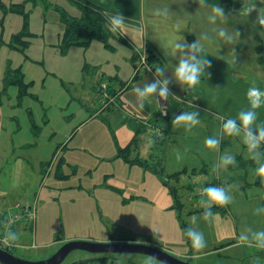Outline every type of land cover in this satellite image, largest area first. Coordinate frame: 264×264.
Returning a JSON list of instances; mask_svg holds the SVG:
<instances>
[{
  "label": "crops",
  "instance_id": "1",
  "mask_svg": "<svg viewBox=\"0 0 264 264\" xmlns=\"http://www.w3.org/2000/svg\"><path fill=\"white\" fill-rule=\"evenodd\" d=\"M26 1L14 3L25 2L26 6ZM66 1L70 7L63 8L78 15L73 0ZM87 1L107 16L121 12L125 17L123 26L118 28L122 39L113 35L109 46L93 40L87 47L72 45L62 53L59 40L63 27L57 22L59 17L48 18L57 19L51 34L45 23L32 27L29 16V43L22 51L11 48L21 54V60L11 61L3 73L4 76L7 67L18 68L27 85L21 96L17 85H8L2 97H7L13 108L23 109L28 117L24 126L10 123L7 135L2 123L16 119V111L8 116L2 107L5 102L0 105V148L4 133L8 138L5 153L8 148V157L17 163L14 170L33 176L32 181L26 180L29 192L20 188L14 193L0 185V213L11 211L18 203L35 211L33 222L12 225L10 232L16 233V247L25 249L21 254H28V259L37 260L46 258L68 240L90 238L153 244L198 264H264V248L239 240V234L247 227L264 229V212L254 211L264 206V176L255 172L259 163L250 156L242 137L227 134L222 128L225 119L237 117L240 110L249 107L246 91L250 86L264 88V66L254 53L258 14L264 13V0ZM253 3L256 7L247 12ZM216 4L224 9L225 16L212 23L207 17ZM5 7L8 9V5ZM8 13H4L7 22ZM11 16L21 19L14 29L17 33L22 29L23 17ZM218 27H226L233 39L220 37ZM205 32L210 39H202ZM46 34L50 35L47 40ZM3 36L2 33L0 46L8 50V36L6 40ZM175 36L187 45L200 40L203 49L199 54L211 60L200 81L190 88L177 82L173 72L181 51L192 49L176 50L172 55L168 42ZM136 52L140 55L138 62L134 61ZM75 54L82 63L71 62L70 57ZM142 55L148 57L151 70L141 64ZM157 67L164 68L162 75L156 72ZM164 77H168L170 93L162 113L158 95L154 93V99L150 96L141 102L134 88ZM104 81L109 86L106 95L98 89ZM89 86L93 87L95 100L91 97L89 101H77L89 92ZM52 106L60 121L50 126ZM178 110L196 111L199 123L192 128L172 124ZM255 111L253 127L264 124V104ZM163 118L168 119L165 125ZM28 133L35 140L28 146L36 145L31 156L30 149L18 151L17 141L26 139ZM209 136H218L219 145L207 146L204 141ZM258 151L264 161V141ZM225 152L235 157L227 166L221 161ZM1 174L2 165L0 177ZM9 174L8 171V177ZM103 175L108 177L100 181ZM171 181L175 185L186 184V188L181 190ZM133 182L138 189L130 187ZM193 182L198 184V191L192 190ZM209 185L223 187L231 199L225 204L213 203L211 215L205 217L202 186ZM100 186L101 192L96 193L95 188ZM95 215L102 222L114 224L116 231L111 233L109 229L107 235L102 234L103 230L94 233L96 236L85 234L90 231L85 227L87 218ZM193 216L206 241L201 249H196L185 235ZM64 223L70 228L80 226L84 233L65 225L70 230L68 234ZM123 231L133 235L125 237ZM212 255L214 259L200 262Z\"/></svg>",
  "mask_w": 264,
  "mask_h": 264
},
{
  "label": "clouds",
  "instance_id": "2",
  "mask_svg": "<svg viewBox=\"0 0 264 264\" xmlns=\"http://www.w3.org/2000/svg\"><path fill=\"white\" fill-rule=\"evenodd\" d=\"M256 4L253 3L248 9L255 8ZM258 22L264 24V13H259ZM224 9L216 4L212 8L211 14L208 15V20L215 23L218 17H224ZM108 19L110 21V26L113 31L122 27L125 21V17L121 12L114 14H108ZM218 35L225 40H232L233 33L230 32L226 27H218ZM238 34V32L236 31ZM202 39H210L208 33L202 34ZM172 46V55H175L176 50H183L186 47L192 49L191 52L181 51V56L174 67V77L177 82L187 88L195 86L201 78V75L205 73V69L211 64V60L207 59L205 55H200L203 44L200 40L192 42L190 45L182 43L180 36L173 37L172 40L168 42ZM234 60V57H233ZM156 72L161 75L164 72V68L157 67ZM168 77L163 79L153 80L152 82L145 83L143 86L137 85L134 91L137 98L143 102L147 97H153L155 93L159 97L167 99L170 90L168 88ZM246 96L249 101V107L247 109H242L238 112L237 117H228L222 123L223 131L227 134L240 135L243 142L247 146V150L250 156L257 160L259 166L255 169V172L261 176H264V161L261 160V153L258 151L259 145L264 141V124H257L253 127L257 119V112L255 109L259 108L264 104V88L258 86H250L246 91ZM177 124L182 123L187 128H192L194 125L199 123V114L196 111H182L176 115L173 119ZM204 143L209 147L218 146L220 143V138L218 136L206 137ZM235 157L233 154L225 152L222 157V165L227 166L233 163ZM205 193V198L202 199V204L205 206L204 216L208 217L211 215V205L213 203L225 204L230 201V194L220 186L209 185L203 189ZM255 212H264V206L254 209ZM197 217L193 216L191 225L187 227L185 235L190 239L192 245L196 249H201L205 246L204 233L200 231L196 225ZM16 239L15 232L7 233L5 237V242H11ZM239 240L242 243H247L250 246L256 248H264V229L253 230L250 227L245 228L239 234ZM254 264H257L254 261Z\"/></svg>",
  "mask_w": 264,
  "mask_h": 264
},
{
  "label": "rangeland",
  "instance_id": "3",
  "mask_svg": "<svg viewBox=\"0 0 264 264\" xmlns=\"http://www.w3.org/2000/svg\"><path fill=\"white\" fill-rule=\"evenodd\" d=\"M21 1L22 0H18V2H21ZM6 2H7V0L6 1L3 0L4 4ZM9 2L10 3L11 2L14 3V2H16V0H8V2H7L8 4H5V5L6 6L7 5L10 6ZM58 6L62 7V8L64 6V8L69 9L70 3L67 2L66 0H27L26 1L25 10L29 12L28 14L30 16V21L32 20V23H31L32 27L37 28V27L40 26L41 23H45V27L48 28L49 33L52 34V32L55 30L54 27L56 26L55 24H57L56 23L57 19L54 20V19H48V18L51 15L52 16H58L57 11L55 10V8L58 7ZM3 9L4 8L0 7V38H1L2 33H3L4 36H3L2 39L6 40V38L8 36V43H9V41L11 39V35L10 34L14 32L15 27L18 25L19 21L21 22V19H20L19 16H18L19 19L16 16H11L10 17L11 14L12 15L16 14V13H11L10 12V13H8V22L5 21L4 20V10ZM19 15H21V14H19ZM58 21L59 20H57V22ZM22 22H23V20H22ZM46 22H48L49 25H47ZM61 25L64 28L62 23H61ZM63 28H62V33H63ZM48 35L49 34L44 35V39L45 40H47L48 37L50 36V35L49 36ZM60 41H61V38L59 40V43H60ZM34 46H36V44H34ZM34 48L35 47H32V49H34ZM149 56H150L151 59L154 58V55H151L150 53H149ZM136 57H137V59H134V61L138 62L140 60V55H139L138 52H136ZM20 60H21V54L19 52L12 50L9 46H8V50L6 49V47L0 46V91L3 89L2 80H3V77H4L3 73H4V70L6 69V66L7 65L10 66L12 63L20 62ZM70 60H71V62L82 63V58H80V56L78 57L76 54L73 55V56L71 55ZM11 61H12V63H11ZM112 64L113 63L111 62V65L109 66V68H112ZM83 73L86 74L85 72H83ZM106 73L109 74V71L106 72ZM81 77H83V76L81 75ZM94 94L95 93L93 91V87L89 86V92L88 93L85 92L82 97H78L77 101H79V102L89 101L91 99V97L94 98V100H95V97H93ZM87 95H89L88 98H87ZM6 100H7V97L2 98V103L5 102L4 105H2V107L5 106L3 108V111L4 112L8 111V116H10V114L13 111H16V116H17L16 119H14L13 121H10V120L6 121L7 117H4V121H6V122L2 123V124H3V127L5 129L6 134L8 135V132L10 131V128H11L10 127L11 124H13V123L15 124L16 122H18V124L22 123L23 126H24V124H26L28 122V117H27L26 114H24L23 109L13 108L12 107L13 104H11L9 102V100H7V101ZM23 108H25V107H23ZM33 110H35V108H32V111ZM54 111H55V115H52V113ZM49 112L51 113V116H52L51 123H50V126H52L53 123L55 124L56 122L60 121V117L58 115H56L57 114V109H55L53 106L49 109ZM17 113H19V114L17 115ZM21 114H22V117H21ZM4 116H5V114H4ZM161 120L164 121V125H165L166 121H168V119H165V118H163ZM169 120H171V119L169 118ZM170 122H172V124H174V125H177V123L172 121V120ZM28 135L29 136L26 139L19 138V140L17 141V143L19 144L18 147H20V149H18V151L19 152H23V151H25L27 149H30V156H31V155L35 154V153H32V150L36 147V145L35 146H28L29 143H34L35 142L34 137L31 136L30 133H28ZM5 143L8 144V138L3 133L2 134V146L0 148V151H1L0 164L3 166L4 174H1L2 177H0L1 178L0 185L5 187V188H11V191H13L14 193L16 191H19L20 188H21V191L23 190V191L29 192V187L27 185L28 184L27 181L28 180L32 181L33 180V176L32 175L31 176H28V175L25 176V174L22 173L20 170H18V169L14 170L15 168H13V167L17 166V163H14L13 159L8 157V148H7V154L5 153V150H6ZM38 146L40 148L41 144L39 143ZM53 170L54 169H52V171ZM8 171L10 172L9 177L7 175ZM26 173H28V171ZM10 175H13V176L10 178ZM103 177H104V179H106L108 176H104L103 175L100 181H103ZM93 178H96V177L93 175ZM25 181H26V183H25ZM171 184L174 185L175 187L181 188V190L186 188L184 186L186 184L183 185L181 182H180V184L175 185L176 182L175 181H171ZM137 185H138L137 183L133 182V183L130 184V187L134 186L136 189H138ZM190 186H192L191 188H193L192 189L193 191H194V189H195V191H198V189H199L198 184H195L194 182ZM100 188L102 189L101 186L95 188L96 193L97 192H101ZM203 188H205V187L202 186V189ZM179 197H181V196L179 195ZM183 218H185L184 211H183ZM55 220H56V218L54 219V222H55V225H56V221ZM85 224H86L85 227H87V230L90 229V231L85 232V234H94V233L99 232V230H103L102 234L107 235L108 234L107 232H108L109 229H110L111 233H112V231H113V233L116 231L114 224L111 225V224H108L106 222H102L101 220H99V218L96 215H95V217L93 219L87 218V221L85 222ZM105 224L107 225L106 228H105ZM65 225H67V227L69 229L73 230V231H81V233H84V230L80 226H78L76 228H73V227L70 228L68 226V224L64 223L63 226L65 227V231L68 234L70 233V230L68 228H66ZM90 232H92V233H90ZM122 233H123L122 235H125V237H128V236L130 237V235H133V234H130V233L126 232V231H123ZM94 235L96 236L97 234H94ZM122 237H124V236H122ZM82 239L83 240H91V241H101V240H93V239H90V238H87V239L82 238ZM22 250H25V249H21L20 247L17 246L13 250V253L15 255L19 256V257L28 259L27 258L28 254L27 255L26 254H21L23 252ZM28 253H30V252H28ZM49 255L50 254H48V256ZM96 257H99V259L96 258ZM214 258H215L214 255L203 257V258L200 259V262H204L205 263L206 260H210V259H214ZM189 261L194 263V264H196V263L198 264V262L195 261L192 258L189 259ZM70 262H72V263L81 262L79 264H122L124 262H125V264H165L162 261H160V260H158V259H156V258H154V257H152V256H150L148 254H144V253L126 252V253L108 254V253L86 252V251H82V250H74V251L70 252L59 264H69Z\"/></svg>",
  "mask_w": 264,
  "mask_h": 264
},
{
  "label": "trees",
  "instance_id": "4",
  "mask_svg": "<svg viewBox=\"0 0 264 264\" xmlns=\"http://www.w3.org/2000/svg\"><path fill=\"white\" fill-rule=\"evenodd\" d=\"M73 2L77 6L78 15H71L64 8L59 6L55 8L58 13L59 21L64 26L61 41L59 43L62 53H65L67 48L72 45L87 47L91 41L98 40L106 44V46H109V41L113 35L121 39L123 38L118 29L115 31L112 30L107 14L100 8L94 6L87 0H73ZM9 5L7 9L0 1V7L4 8V13L8 11L22 15L23 26L19 32L11 36L8 46L22 51L23 48L28 45L29 37L32 35L28 29L29 12L25 10V2L10 3ZM254 53L258 62L264 66V24L261 23L259 24V29L256 34ZM11 84L18 86L20 96L26 93L27 85L24 83L22 73L18 68L16 70H9L7 67V71L3 77V89L0 91V105L2 103V96L6 92V87ZM18 204H15L12 210ZM8 213H10V211ZM15 247L16 245L8 249V251L12 252ZM79 263L81 262H74L72 264Z\"/></svg>",
  "mask_w": 264,
  "mask_h": 264
},
{
  "label": "water",
  "instance_id": "5",
  "mask_svg": "<svg viewBox=\"0 0 264 264\" xmlns=\"http://www.w3.org/2000/svg\"><path fill=\"white\" fill-rule=\"evenodd\" d=\"M179 113L180 110L176 112L175 116ZM74 250L108 254L126 252L144 253L162 261L165 264H194L188 259H182L153 244L133 241H91L83 239L68 240L46 258L37 260L19 257L0 247V264H59L70 252Z\"/></svg>",
  "mask_w": 264,
  "mask_h": 264
},
{
  "label": "built area",
  "instance_id": "6",
  "mask_svg": "<svg viewBox=\"0 0 264 264\" xmlns=\"http://www.w3.org/2000/svg\"><path fill=\"white\" fill-rule=\"evenodd\" d=\"M141 64L145 66L147 69L151 70V63L148 61V58L145 55L141 56ZM109 86L107 82H101L98 89L103 91L105 95L108 92ZM159 104H160V111L165 113L166 108V101L165 98L159 97ZM35 219V211L32 207L28 206L27 204H18L15 208L8 212L0 213V247L8 250L15 246L14 242H5V237L7 233H9L11 226L19 221H26V222H33Z\"/></svg>",
  "mask_w": 264,
  "mask_h": 264
}]
</instances>
